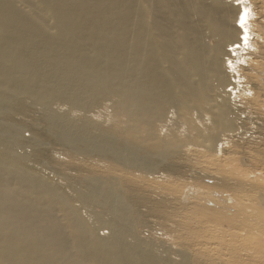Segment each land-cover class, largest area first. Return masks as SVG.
Returning a JSON list of instances; mask_svg holds the SVG:
<instances>
[{
	"label": "bare ground",
	"instance_id": "obj_1",
	"mask_svg": "<svg viewBox=\"0 0 264 264\" xmlns=\"http://www.w3.org/2000/svg\"><path fill=\"white\" fill-rule=\"evenodd\" d=\"M259 5L0 0V264H196L128 171L172 173L239 130Z\"/></svg>",
	"mask_w": 264,
	"mask_h": 264
},
{
	"label": "rangeland",
	"instance_id": "obj_2",
	"mask_svg": "<svg viewBox=\"0 0 264 264\" xmlns=\"http://www.w3.org/2000/svg\"><path fill=\"white\" fill-rule=\"evenodd\" d=\"M257 2L250 26L263 42L264 0ZM244 57L239 70L245 73L239 76L242 84L232 108L239 130L226 143L216 150L204 144L196 157L172 173L128 171L153 197L143 209L147 219L156 228L176 227L171 240L194 251L196 264H264V89H259L264 58L250 53ZM245 63L253 70H246ZM165 217L173 221L166 223Z\"/></svg>",
	"mask_w": 264,
	"mask_h": 264
},
{
	"label": "snow or ice",
	"instance_id": "obj_3",
	"mask_svg": "<svg viewBox=\"0 0 264 264\" xmlns=\"http://www.w3.org/2000/svg\"><path fill=\"white\" fill-rule=\"evenodd\" d=\"M244 23H245V17L242 15V16L240 17V25H241V27L244 26ZM243 39H244L245 42H247V39H248L247 35H245V36L243 37ZM238 46H239V45H237V47H238Z\"/></svg>",
	"mask_w": 264,
	"mask_h": 264
}]
</instances>
